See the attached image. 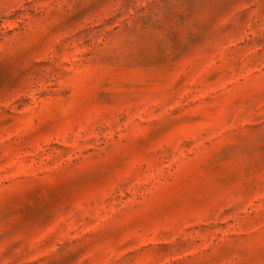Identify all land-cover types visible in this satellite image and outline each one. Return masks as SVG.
I'll return each instance as SVG.
<instances>
[{
	"label": "rangeland",
	"instance_id": "rangeland-1",
	"mask_svg": "<svg viewBox=\"0 0 264 264\" xmlns=\"http://www.w3.org/2000/svg\"><path fill=\"white\" fill-rule=\"evenodd\" d=\"M0 264H264V0H0Z\"/></svg>",
	"mask_w": 264,
	"mask_h": 264
}]
</instances>
